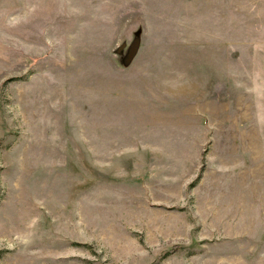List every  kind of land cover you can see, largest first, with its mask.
Returning a JSON list of instances; mask_svg holds the SVG:
<instances>
[{"label":"rangeland","instance_id":"1","mask_svg":"<svg viewBox=\"0 0 264 264\" xmlns=\"http://www.w3.org/2000/svg\"><path fill=\"white\" fill-rule=\"evenodd\" d=\"M0 264H264V0H0Z\"/></svg>","mask_w":264,"mask_h":264},{"label":"water","instance_id":"2","mask_svg":"<svg viewBox=\"0 0 264 264\" xmlns=\"http://www.w3.org/2000/svg\"><path fill=\"white\" fill-rule=\"evenodd\" d=\"M136 47H137V42L134 41L128 49L127 59H130L133 56L134 52L136 51Z\"/></svg>","mask_w":264,"mask_h":264}]
</instances>
